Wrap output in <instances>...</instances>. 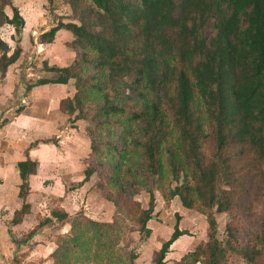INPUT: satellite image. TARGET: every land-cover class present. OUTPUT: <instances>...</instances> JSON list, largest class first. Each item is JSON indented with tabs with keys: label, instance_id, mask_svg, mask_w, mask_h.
Returning <instances> with one entry per match:
<instances>
[{
	"label": "trees",
	"instance_id": "1",
	"mask_svg": "<svg viewBox=\"0 0 264 264\" xmlns=\"http://www.w3.org/2000/svg\"><path fill=\"white\" fill-rule=\"evenodd\" d=\"M66 1L81 25L58 26L44 39L52 44L60 29L70 31L75 37V58L67 68L52 69L61 74L57 80L36 84L66 85L71 79L97 83L85 94H77L74 103L63 100L61 110L71 116L83 111L74 120H84L83 103L96 102L92 122L113 135L108 145L114 158L125 160L127 150H119L113 141L132 145L139 155L144 170L140 176L150 193L149 209L138 216L141 233L152 234L148 223L155 209L153 179L163 178L168 170L177 181L180 174L184 180L163 194L167 204L178 197L184 209H197L209 219L207 242L179 264H234L231 258L241 264H264V214L255 230L245 229L241 237L237 228L228 227L225 239L219 240L215 216L203 210L217 206V213L238 210L254 218L262 208L264 0ZM12 3L0 0V29L12 25L16 35H22L25 22L19 11L13 8V17L6 14ZM8 46L0 37V83L21 56L20 47L10 54ZM123 85L130 93H118L123 99L117 103L110 91ZM77 88L80 91L78 84ZM92 147L95 154L100 152L93 140ZM30 149L16 165L23 203L15 212L14 226L32 213L27 199L39 164L30 158ZM115 170L113 185L118 187L120 165ZM94 173L87 169L85 180ZM220 177L229 191L217 187ZM181 221L176 214L173 233L155 254L154 264H166L171 246L188 235L180 230ZM54 222L59 227L71 224L73 234L56 249L55 264H128L133 260L116 250L122 231L113 223L83 214L73 218L60 206L50 217H40L38 227ZM110 234L116 235L111 244L103 239ZM95 239L100 251L94 255L90 246Z\"/></svg>",
	"mask_w": 264,
	"mask_h": 264
},
{
	"label": "rangeland",
	"instance_id": "2",
	"mask_svg": "<svg viewBox=\"0 0 264 264\" xmlns=\"http://www.w3.org/2000/svg\"><path fill=\"white\" fill-rule=\"evenodd\" d=\"M12 2V6L6 8V14L13 17V8H16L25 23L27 20L28 29H25L27 26L25 25L22 35H16V30L12 25H5L0 29V37L8 42L10 54L18 47L22 50L19 60L15 63L19 65V68L16 67L14 72L15 75L21 74L25 77V81L19 77L15 79L12 90L6 87L7 85L2 88L4 84H0V89H3L0 92L9 97L11 95L17 96L20 87L23 93L27 89V85L29 89L30 84L37 83L36 75L39 76V73H52L51 78L47 80H57L61 74L52 71V69L67 68L71 65V62L67 66L63 64L69 60V54L71 56V53H74L72 44L75 37L65 29L68 32L67 35H61L56 41L54 40L55 48L49 53L47 44L51 43L45 41L44 34L58 26L69 23L81 25L79 21L73 18L74 10L66 0H12ZM37 17H39L38 23L31 28V25L34 24L33 19ZM207 36L210 38L213 33L209 31ZM38 48L42 50L40 51L42 53H38ZM55 49L63 55L55 54ZM90 75H94V73L92 72ZM90 75L87 74L85 77ZM11 76L13 77V74ZM28 78L29 82L26 83ZM68 84H66L67 87H60L59 89L54 86L47 87L45 92L39 94V101L49 98L53 101L60 100L59 108H61L63 100L71 99L74 103L77 94L78 97L81 92L85 94L89 86L97 83L85 80L78 83L71 79ZM77 84L80 91H78ZM27 93L28 91L22 95L26 98H23L24 101L21 99L20 102L18 101L8 108L9 110L12 109L9 112L4 113L6 107L5 109L1 108L2 105H0V126L7 125L3 122L4 118L9 120L16 115L15 111L18 108H23L32 103L31 97L27 96ZM118 93L127 95L130 91L125 85L117 86L116 89L110 91V98L112 100L117 99V103L123 99L118 97ZM127 102L132 105L130 101ZM83 104L85 119L76 121L74 120L75 117L83 111H77L73 116L61 115V119H59L54 113L55 104L47 105V114H49L47 122L53 124L52 121H54V127L56 123L59 124L52 134L48 135L49 138L42 134L38 135L36 130H26L25 135L29 137L32 135V139L29 141H31L32 146H36L38 149L35 154L40 155L33 157V160L39 164V176L41 177H39L37 188L32 189L27 199V202L32 206V213L25 217L23 223L18 226L12 224L15 212L21 209L23 203L18 196L20 180L16 165L21 159H24V154L31 144H27L23 138H20L22 133L18 132L16 123L10 127L15 130L14 134L18 137L14 136L12 131L11 137H8L7 131L10 130H3L4 135L0 137V264H55L53 257L56 249L58 246L62 247L66 244L67 242L64 241L73 236L71 224L59 227V224L54 222L42 228H39L38 225L40 217L41 219L50 217L52 210L60 206L73 218L77 217L78 214H83L97 222L113 223L119 227L122 231L121 240L115 242L117 243L115 248L125 259H128L129 255L132 256L133 260H128V264H154L155 254L161 248L156 242L157 239H153L152 234L150 236L141 233V224L138 223L141 210H147L150 207L149 187L144 185L140 176L141 172L144 173L142 161L139 155H135L132 145H123L116 141H113L116 147L119 150L126 148L127 152L126 159L123 161L119 156L114 158V153H111V148L108 145V141L112 139L113 135L108 136V133L102 132L100 127L92 122L96 113V102ZM41 117L43 118V116ZM47 126L50 130V126ZM103 128L106 130V127ZM112 128L113 126H111ZM9 138L11 139L9 140ZM92 140L96 142L100 151L98 154L93 151ZM113 140L115 139L113 138ZM116 164L120 165L121 168L118 187H114L112 179L113 172L116 171ZM90 168L95 170V173L87 181L85 180V172ZM183 180L182 174L179 175V181H177L168 170L165 171L163 178L156 176L153 179L155 209L153 218L148 223V228L152 232L153 230L160 232L161 238L163 231L158 230V226L162 222V218L165 215L170 216V213H178L179 206H182L181 200H177L178 197L167 204L163 194L182 184ZM217 187L221 190H230L224 185L222 177L219 178ZM110 197L111 199H109ZM203 210L215 216L218 223L217 237L219 240L225 239L228 227L237 228L242 237L245 229L255 230L256 225L262 222L264 199L262 208L256 212L254 218H247L238 210L217 213V206L212 210L206 208ZM181 212L186 214L187 219H194L193 222L196 226L198 224L200 227L204 222L202 227L206 229L207 226L208 231L209 219L202 211L197 209L186 210L182 207ZM166 224L170 225L168 222ZM185 227L188 228L187 223H185ZM33 230L36 232L33 236H29ZM201 236L202 232L193 235L197 238L195 242L199 241ZM115 238V234L103 236V239L109 240L110 244ZM98 244L97 239H95L90 246L91 253L94 255L100 251ZM231 262L241 264L235 258H231Z\"/></svg>",
	"mask_w": 264,
	"mask_h": 264
},
{
	"label": "crops",
	"instance_id": "3",
	"mask_svg": "<svg viewBox=\"0 0 264 264\" xmlns=\"http://www.w3.org/2000/svg\"><path fill=\"white\" fill-rule=\"evenodd\" d=\"M38 19H39V17L34 18L33 19L34 21L32 20L34 22V24L31 25V28L34 27L36 25V23H38V21H37ZM25 25H27L25 27V29H26L28 27L27 20H26ZM31 28H30V30L32 31ZM67 31L65 29H62V30L58 31L55 41L61 35H64V34L67 35V33L69 32V31L68 32ZM47 45L49 47V53H50V50H52V49L55 48L56 43L47 44ZM40 51H42V50L39 49L38 53H42ZM55 54H57V55H59V54L60 55H63L61 53H58L56 51V49H55ZM74 58H75L74 53L73 54L71 53V56L69 54V60L67 61V63H65L63 65H66L67 66L70 62L72 63L73 60H74ZM16 67L19 68V65L18 64H14L12 67H10V69L8 71V74H7V77L2 82L4 85L2 83H0V84L3 85L2 88H4L7 85L6 87H9L12 90V85H13L15 79H17L18 77L21 78L22 81H25V77H23L21 74L15 75L14 69ZM62 67H65V66H62ZM17 72H19V71L17 70ZM11 74H13V77L11 76ZM40 75H43V76L41 77ZM52 75H53L52 73H46V74L39 73V76L36 75L37 81H39L38 79H42L40 81H43V80L45 81L47 79H50ZM27 82H29V78L26 80V83ZM30 85L31 86H30L29 89H28V85H27V89L24 92L28 91L27 96L29 95L31 97V102L32 103L30 105H28V106H24L22 108V110L19 111V112H18V110L21 109V108H18L15 111L16 115L13 116V117H11L9 120H6V118H4L3 122L7 123V125H1L0 126V137L2 135H4L3 130H10V131H7L8 137H11V131L13 132V135L14 136L18 137L17 135L14 134L15 133V130L10 127V125L16 123L18 132H21L22 133L20 135V138H23L24 139L23 141L24 142H27V144L29 143V144L32 145L31 141H29V139H32L31 138L32 135H30L31 137H29L28 135L26 136L25 135L26 130H29V131L36 130L37 133H38V135L42 134L44 137L47 138L48 135L49 134H52V132L55 130V127L57 128V125H59L58 123H56V125L54 127L53 126V124L55 123L54 121H52L53 124L50 123V122H47V119L49 118V114H47V105H49L51 103L55 104L54 105V108H55L54 109V113L56 114V116L59 119H61V117H60L61 115L65 116V117L66 116H69L68 114H66L63 111H61V108H59L60 100L53 101V99L49 98V99H46L44 101H39V98H38L39 97V94H42L43 92H45L46 89H47V87H49V86H54L57 89H59L60 87H67V85H63V84H44V85H40L39 83L38 84L34 83V84H30ZM1 89H0V91H1ZM21 91H22V88L20 87L17 96L11 95L10 97L9 96H6L4 93L0 92V105H2L1 108H4L5 109V107H6L4 113L11 111L12 109L9 110L8 108H10L12 105H14L18 101L20 102V100L24 98V97H22V95H23L24 92L22 93ZM66 94L68 96V92ZM24 99H26V98H24ZM24 99H23V101H24ZM57 106H58V108H57ZM42 111H43V113H41ZM56 111H58V112H56ZM41 116H43V118ZM47 125L50 126V130H48V126ZM52 137H54V136H52ZM10 139L11 138H9V140ZM31 145H30L29 149L31 148ZM37 151H38V149H36V146L33 149H30L29 156H30V158L32 160H33V157L40 156L39 154H37V155L35 154ZM26 158H27V154L25 153L24 154V159H21L20 161H24ZM41 160H42V158H41ZM39 177H41V176H39V169H38L37 175H35V176H33L31 178V182H30L31 191H32V189L34 187L37 188V184H38L39 179H40ZM19 179H20V176H19ZM21 183L22 182H21V179H20L19 185H21ZM177 200H179V198H177ZM181 208H182V206H179V209L180 210L178 211V213H176V214H179L181 217H183V220L180 222V230L188 232V235H185V236L180 237L171 246L170 252L168 253L167 258H166V264H179L180 261H181V259L186 254H188L190 252H193L196 249L197 246H199L202 243H206L207 242V226H206V229L204 227H202V225L204 224V222H203V224L200 227L198 226V224H197V226L194 225V222H193L194 219H190V218L187 219L186 214L183 213V212H181ZM176 214L170 213V216L167 217L165 215L163 217L164 220L162 218V222L163 223L161 222L159 224V226H158V230L163 231V237L162 238H161L162 235L159 234L160 232L158 233V232H156L154 230L152 232V237H153V239H155V238L157 239L156 242H158V246L160 248L162 247L163 243L165 241H167L171 237V235L173 233V230H174L173 227L175 225L174 219H175V215ZM166 222H168V224H170V225L168 226L166 224ZM185 223H187L188 228L185 227ZM201 228H203V229L201 230ZM200 232H202V236L199 238L200 239L199 241L195 242V240L197 238L193 237V235H197ZM170 256H172V257H170Z\"/></svg>",
	"mask_w": 264,
	"mask_h": 264
}]
</instances>
